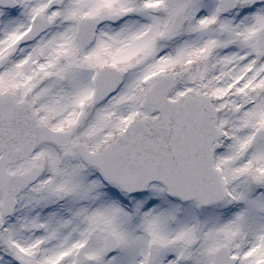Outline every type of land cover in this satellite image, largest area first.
I'll use <instances>...</instances> for the list:
<instances>
[{
  "label": "snow or ice",
  "instance_id": "obj_1",
  "mask_svg": "<svg viewBox=\"0 0 264 264\" xmlns=\"http://www.w3.org/2000/svg\"><path fill=\"white\" fill-rule=\"evenodd\" d=\"M0 264H264V0H0Z\"/></svg>",
  "mask_w": 264,
  "mask_h": 264
}]
</instances>
